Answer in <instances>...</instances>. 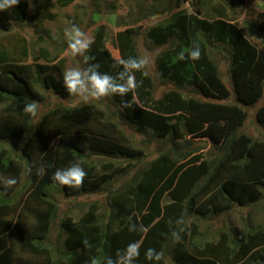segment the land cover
<instances>
[{
    "label": "trees",
    "instance_id": "obj_1",
    "mask_svg": "<svg viewBox=\"0 0 264 264\" xmlns=\"http://www.w3.org/2000/svg\"><path fill=\"white\" fill-rule=\"evenodd\" d=\"M75 1L41 0L34 15L53 20V8ZM133 1L135 10L118 20L124 27L113 40L118 56L105 46L104 27L85 55L114 75L116 59L142 57V36L150 50L160 49L154 72L148 69L149 75L147 66L135 72L142 84L124 98L77 105L65 104L75 97L63 84L64 71L77 68L64 56L69 48L30 35V0L0 11V24L14 29L0 36V264H90L92 258L105 264L134 241L140 244L134 264H264V231L244 215L242 227L231 222L246 207L262 203L264 209V136L246 131L255 108L253 124L264 128V48L258 41L264 23L239 24L229 11L233 0L214 2L213 20L181 11L189 0ZM147 20L153 23L148 28ZM193 45H199L200 59L179 60ZM221 59L228 64L227 80ZM158 86L166 88L161 96ZM18 97L37 102L35 117L22 110ZM122 99L131 107L123 108ZM140 135L145 138L136 140ZM188 136L209 139L214 149L207 155L184 150L180 143ZM163 140L170 146L149 161L147 144ZM73 163L87 173L81 187L51 179ZM120 177L124 182L111 190ZM6 178L17 183L6 187ZM105 187L111 191L101 214L91 203L87 212L61 219L64 248L54 252L48 237L60 214L55 197ZM222 216L230 218L228 228L212 224ZM130 219L147 231L130 232ZM148 248L162 252V259L146 260Z\"/></svg>",
    "mask_w": 264,
    "mask_h": 264
},
{
    "label": "rangeland",
    "instance_id": "obj_2",
    "mask_svg": "<svg viewBox=\"0 0 264 264\" xmlns=\"http://www.w3.org/2000/svg\"><path fill=\"white\" fill-rule=\"evenodd\" d=\"M221 1V0H220ZM224 1V0H222ZM216 3L217 0H189L186 4H184L181 8V11L188 13V14H195L200 18H205L208 20L215 19V13L211 10L213 3ZM31 9H32V17H29V26H27V30L31 36L37 37L36 33L42 34L47 41H49L52 45H57L59 47L67 46V40L64 35L65 28L69 27L71 24L78 25L84 32L88 34L90 38H94L97 32L104 27L105 31V46L113 52L115 56H118V51L113 44L114 37L120 29H123V26L118 27V20L119 18L127 19L129 13L132 8H135L133 0H76L73 4L65 8H53L51 10V14L54 16L53 20L43 19L35 17L34 12H37V8L39 4H41V0H30ZM113 4L116 7L113 8ZM235 4V8L231 10V17L235 18L239 24L245 25L249 23L251 20L254 22L261 21L264 23L262 19V14L264 13V0H243L242 4L238 0H233V5ZM228 5V4H227ZM113 8V9H112ZM152 20V19H150ZM150 20H147L144 23V26H150L153 24ZM151 22V23H150ZM4 25L0 24V36L4 34L14 33V29L12 31H8L11 27L4 29ZM2 32V33H1ZM138 50L140 51L142 57H148L150 63L147 65V73L154 72L155 63H156V56L160 49L150 50L148 47V43L144 37L138 38ZM259 46L264 48V37H260L258 39ZM148 46V47H147ZM68 59L72 60L73 64L78 67H81V62L84 61L82 56H73L71 54L70 49L68 50L67 54L64 55ZM220 67L222 70L225 71L224 78L227 80L229 78L227 74L228 64L225 62L224 59H221ZM149 69V71H148ZM150 75V74H149ZM230 88H233L228 82ZM159 88L156 90V96H161L166 88L164 86H158ZM50 103L52 106L54 105L56 98L53 94H50ZM158 98V97H157ZM84 102H89L83 100L82 98L75 96L72 99L67 100L65 103L66 105H77L82 104ZM256 108L254 109V113L251 114L248 122V126H246V131L251 135L256 137L264 136V128L257 126L256 123L253 124V115L255 116ZM145 137L142 135L138 136L136 140H143ZM184 150L185 148L188 149L190 152L192 148H195L194 154H205L207 155L208 152L214 149L211 141L209 139L204 138H194L188 136L187 139L180 143ZM170 144L168 142L163 141H154L151 144H147L146 158L149 161L154 160L160 154L162 149H166ZM95 163L99 164L96 160ZM124 165H128V162L122 161ZM124 182L123 179L120 177L117 180H114L111 183V190L115 191L120 186L121 183ZM110 186V187H111ZM110 187H105L102 192L92 193L83 195L77 198H69L66 196H62V194H58L55 197V200L58 202V206L60 209L59 217L56 220V224L53 225L52 231L49 234V242L51 249L54 252H59L64 248V241L65 236L62 234L60 230V222L62 218H66L69 216H75L80 213L87 212L90 208L91 203H97L99 209L98 213H102L104 209L105 202L107 201V189ZM109 189V191H111ZM262 202V201H261ZM262 203L259 204V207L251 209L252 207H246L245 209L241 210L239 215L234 216L231 218V222L241 225V218L242 215L245 216L246 219L250 218L253 225L256 227L257 230L264 231V209L262 210ZM249 212V213H248ZM230 218H225L222 216L218 220L212 222V224L217 225L220 222L224 223L228 228V220ZM193 221L192 217L188 218V223ZM167 264H173L171 261H167Z\"/></svg>",
    "mask_w": 264,
    "mask_h": 264
},
{
    "label": "clouds",
    "instance_id": "obj_3",
    "mask_svg": "<svg viewBox=\"0 0 264 264\" xmlns=\"http://www.w3.org/2000/svg\"><path fill=\"white\" fill-rule=\"evenodd\" d=\"M19 3V0H0V11H6ZM31 7V4H30ZM64 35L67 40L68 48L73 56H82L86 68H69L63 73V84L69 94L78 96L85 101L101 100L104 97L119 96L124 98L129 93H134L142 84L138 82L135 72L142 71L149 63L148 57H128L116 59L113 63V68L118 69L115 74L99 71L98 63H90L94 59L85 55L89 52L93 39L88 36L78 25L71 24L65 28ZM201 57V49L199 45H193L187 55L183 51L178 54L179 60L186 59L199 60ZM17 102L23 104V111L26 114L35 117L37 115V102L27 97H18ZM123 108L131 107L129 101H121ZM198 139V138H197ZM206 139V138H205ZM43 174V167L40 168ZM86 171L79 163H73L65 169H56L51 179L62 186L81 187L86 178ZM3 183L6 187L14 186L17 181L14 178H6ZM172 221H169L171 224ZM130 232H145L147 229L143 224L136 222L129 223ZM261 231V230H257ZM256 231V232H257ZM172 236L179 241V233L173 231ZM85 248H90L91 245L87 240L82 241ZM140 256L139 242H130L124 249H118L115 258L108 257L105 264H134L135 260ZM163 253L157 252L154 248H148L145 251V259L148 261H160ZM90 264H98L96 258H92Z\"/></svg>",
    "mask_w": 264,
    "mask_h": 264
}]
</instances>
